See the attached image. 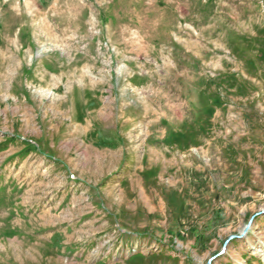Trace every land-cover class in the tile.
Listing matches in <instances>:
<instances>
[{
	"label": "rangeland",
	"instance_id": "obj_1",
	"mask_svg": "<svg viewBox=\"0 0 264 264\" xmlns=\"http://www.w3.org/2000/svg\"><path fill=\"white\" fill-rule=\"evenodd\" d=\"M0 264H264V0H0Z\"/></svg>",
	"mask_w": 264,
	"mask_h": 264
}]
</instances>
